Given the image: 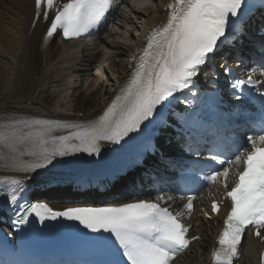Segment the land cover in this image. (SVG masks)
<instances>
[{"label": "snow or ice", "instance_id": "obj_1", "mask_svg": "<svg viewBox=\"0 0 264 264\" xmlns=\"http://www.w3.org/2000/svg\"><path fill=\"white\" fill-rule=\"evenodd\" d=\"M260 4L264 7V0ZM117 5L118 0H34L33 26L41 19L47 22L45 41L61 33L65 39H76L97 29ZM253 7L250 0H170L166 21L144 37L145 45L133 56L129 76L102 114L80 124L39 118L0 121V168L16 174L0 175V184L14 186L5 199L15 206L19 222L26 223L33 215L41 223L62 218L92 233H108L111 240L105 243H112L119 256L112 264H173L180 252L200 239L189 238L190 226L183 222L193 211L194 196H187L181 211L172 207L174 196L63 210H54L48 203L19 201L29 181L44 177L63 158L76 153L100 156L103 143L119 145L131 133L140 132L177 94L195 96L201 71L222 45L236 48L237 42L243 46L245 39L252 40L248 20ZM257 31L260 39L254 51L245 55L242 47L236 48L234 58L241 65L246 60L255 63L258 69L253 71L259 70L260 78L232 76L233 70L222 65L233 96L259 103L260 125L240 140L226 146L213 142L209 149L213 154L207 158L209 170L203 180L221 185L230 200L212 252L213 264H233L246 231L255 230L261 237L264 230V24ZM189 121L197 124L199 113L193 110L185 123ZM61 130L67 134H60ZM45 182H56V178ZM219 211L214 200L212 212Z\"/></svg>", "mask_w": 264, "mask_h": 264}, {"label": "bare ground", "instance_id": "obj_2", "mask_svg": "<svg viewBox=\"0 0 264 264\" xmlns=\"http://www.w3.org/2000/svg\"><path fill=\"white\" fill-rule=\"evenodd\" d=\"M124 5L125 10L117 12L116 22L105 31L103 38L107 41L98 42L95 62L99 73L86 74V82L78 87L75 78L84 76L71 73L81 67L76 57L80 52L70 49L71 43H43V19L33 26L34 0H0V121L27 116L80 124L102 114L129 75L131 55L141 47L146 32L167 18V0H128ZM90 54H95V49ZM75 86L77 89L68 96L67 91ZM74 93L79 96L76 98ZM60 134H67V130ZM114 146L103 143L101 153ZM79 154L63 161L72 164ZM214 188L223 191L221 185ZM180 203L176 199L172 205L178 207ZM199 205L208 206L198 198L197 210L185 219L190 237L200 239L173 264H212L210 253L217 247L219 228L199 214ZM258 245L249 239L244 243L240 264H256Z\"/></svg>", "mask_w": 264, "mask_h": 264}, {"label": "rangeland", "instance_id": "obj_3", "mask_svg": "<svg viewBox=\"0 0 264 264\" xmlns=\"http://www.w3.org/2000/svg\"><path fill=\"white\" fill-rule=\"evenodd\" d=\"M105 66H106V65H105ZM70 94H72V93L70 92ZM73 95L76 96V98L79 96L77 93H76V94L74 93Z\"/></svg>", "mask_w": 264, "mask_h": 264}]
</instances>
